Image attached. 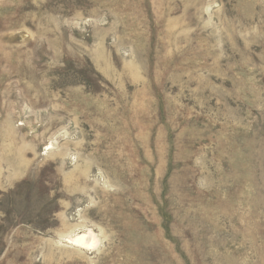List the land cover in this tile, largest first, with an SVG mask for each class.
I'll list each match as a JSON object with an SVG mask.
<instances>
[{
	"label": "rangeland",
	"instance_id": "374dc122",
	"mask_svg": "<svg viewBox=\"0 0 264 264\" xmlns=\"http://www.w3.org/2000/svg\"><path fill=\"white\" fill-rule=\"evenodd\" d=\"M0 264H264V0H0Z\"/></svg>",
	"mask_w": 264,
	"mask_h": 264
},
{
	"label": "bare ground",
	"instance_id": "6f19581e",
	"mask_svg": "<svg viewBox=\"0 0 264 264\" xmlns=\"http://www.w3.org/2000/svg\"><path fill=\"white\" fill-rule=\"evenodd\" d=\"M50 149L51 145L47 148V150ZM71 229L69 232L67 231V233L59 236V245L69 246L72 250L75 249L78 252H89L96 249L99 240L98 235H96L92 229L85 226V224L82 225L81 223L74 224V228L72 230Z\"/></svg>",
	"mask_w": 264,
	"mask_h": 264
}]
</instances>
